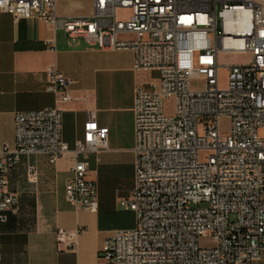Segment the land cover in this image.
Returning <instances> with one entry per match:
<instances>
[{"label":"built area","instance_id":"built-area-1","mask_svg":"<svg viewBox=\"0 0 264 264\" xmlns=\"http://www.w3.org/2000/svg\"><path fill=\"white\" fill-rule=\"evenodd\" d=\"M57 5L0 0V12L15 23L38 17L71 45L131 50L135 70L159 74L152 90L134 93V186L121 201L134 225L106 236L102 264H254L264 252V0H92L88 16L60 15ZM224 54L250 58L224 66L222 87ZM46 74L56 103L70 101L71 80L55 65ZM14 128L15 146L0 147V232L17 207L8 175L22 156L55 164L71 153L66 200L97 212L86 157L108 149V128L90 119L70 147L57 106L17 111ZM36 173L30 164L29 178ZM85 232L59 227L56 242L76 248Z\"/></svg>","mask_w":264,"mask_h":264},{"label":"crops","instance_id":"crops-1","mask_svg":"<svg viewBox=\"0 0 264 264\" xmlns=\"http://www.w3.org/2000/svg\"><path fill=\"white\" fill-rule=\"evenodd\" d=\"M92 9V0H58L57 5L66 16H88ZM133 64L131 50L101 49L83 40L71 45L63 30L38 17L15 23L11 14L0 12V147L15 146L17 111L59 107L70 147L83 138L90 119L109 131L108 149L86 157L88 178L97 185V212L66 200L71 153L55 164L44 155L22 156L10 170L9 187L18 203L1 227L0 264H102L99 250L106 236L134 225L133 211L121 205L134 186V93L140 86L152 90L159 74L137 71ZM51 65L71 80L70 101L56 103L46 90ZM30 164L37 173L29 178ZM78 225L86 232L77 247L60 249L57 228Z\"/></svg>","mask_w":264,"mask_h":264},{"label":"rangeland","instance_id":"rangeland-1","mask_svg":"<svg viewBox=\"0 0 264 264\" xmlns=\"http://www.w3.org/2000/svg\"><path fill=\"white\" fill-rule=\"evenodd\" d=\"M128 11H121V15L127 14ZM249 55H243V54H224L220 56V62L223 65L219 71V83L223 87L226 85V76H227V71L228 69L224 67L225 65L228 64H233V63H246L249 60ZM198 81H195L194 84L197 85ZM225 119L222 121V130L226 131L225 128ZM259 133L261 135H264V129H260ZM255 264H264V252L261 254V256L257 259Z\"/></svg>","mask_w":264,"mask_h":264}]
</instances>
